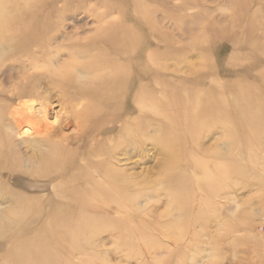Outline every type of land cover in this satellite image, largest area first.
<instances>
[{
  "label": "rangeland",
  "instance_id": "obj_1",
  "mask_svg": "<svg viewBox=\"0 0 264 264\" xmlns=\"http://www.w3.org/2000/svg\"><path fill=\"white\" fill-rule=\"evenodd\" d=\"M22 32L40 38L29 57ZM91 61L115 66L116 110L98 118L115 115L98 158L109 173L64 193L31 160L35 144L14 137L0 264H264V0H0V89L19 87L32 72L22 66ZM74 73L91 84L105 71ZM39 91L27 113L49 116V141L73 147L68 95L45 76ZM1 99L9 124L21 112ZM10 132L33 136L27 123Z\"/></svg>",
  "mask_w": 264,
  "mask_h": 264
},
{
  "label": "bare ground",
  "instance_id": "obj_2",
  "mask_svg": "<svg viewBox=\"0 0 264 264\" xmlns=\"http://www.w3.org/2000/svg\"><path fill=\"white\" fill-rule=\"evenodd\" d=\"M8 32V31H6ZM19 35V39L23 42L20 46V51L23 53V57H29L30 53L35 49V45L40 38H35L28 35L25 32ZM42 41L46 40L41 38ZM43 45L46 43H42ZM4 47V46H2ZM115 52V44L110 53ZM13 57H9V60ZM15 67V66H13ZM24 69L27 67L31 70L27 76H24L23 82L14 91H4L0 89V101L3 97L15 99L10 101L11 104L19 108L21 113L10 115V123H0V172L15 171L20 167V159L17 157L15 149L12 147V143L22 139V144L28 142L33 143V152L30 155L31 160H34L38 166H45L43 170H40V174L55 179L62 177V183L60 184V190L62 192L76 195L86 192L87 187L79 186L77 184L83 183L85 178H92L94 176H103V173L108 175V170L105 169V165L102 161L98 160L108 147L106 140L101 135L109 133L113 130L111 124L115 123V115L110 118L98 122V118L103 116L106 112L113 113L115 108V66H106L104 63L91 61L87 62L85 66H22ZM59 67V66H57ZM0 68H4L1 66ZM74 68L79 70H85L87 73H94L97 71H105L104 74L93 75L94 80L89 83H79V78L75 76ZM47 77L48 80L54 85L55 88L62 90L63 96H67L65 99L66 106L70 107L69 112V127L75 128V133L72 136L73 147L65 146L63 141L50 142L47 138L49 131H51V125H49V116L43 115V118L31 117L27 113L32 107V103L40 101L42 94L39 91L40 81L42 78ZM42 77V78H41ZM118 79L121 77L118 76ZM132 81L136 78H141V75L132 73ZM130 87V86H129ZM129 87H123L117 89L121 93V98H126L131 91ZM100 92V93H99ZM117 93V92H116ZM118 101V100H117ZM116 101V102H117ZM133 101L139 104V109L148 103L149 97L144 90L140 89V92L133 95ZM113 102V104H110ZM3 104L0 103V108ZM6 107V106H5ZM13 107V108H16ZM136 107L130 108L131 112H134ZM5 108H1L3 110ZM138 109V108H137ZM28 124L32 130V139H29L25 135L13 134L11 131L15 125L16 129L21 128L22 125ZM144 125V124H143ZM92 134L95 137L92 141H95L88 149L84 139V135ZM99 136V137H98ZM63 140H69L67 134H63ZM97 138L99 140H97ZM82 142L80 143V141ZM108 140H112L109 137ZM113 142L115 139L113 138ZM15 143L14 145H16ZM24 145V144H23ZM80 159V160H79ZM81 183V184H82ZM92 193V192H89Z\"/></svg>",
  "mask_w": 264,
  "mask_h": 264
}]
</instances>
